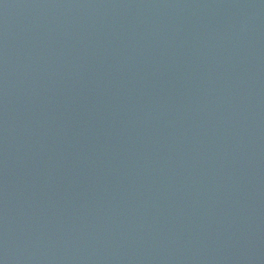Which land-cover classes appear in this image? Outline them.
<instances>
[{
	"label": "water",
	"instance_id": "obj_1",
	"mask_svg": "<svg viewBox=\"0 0 264 264\" xmlns=\"http://www.w3.org/2000/svg\"><path fill=\"white\" fill-rule=\"evenodd\" d=\"M0 264H264V0H0Z\"/></svg>",
	"mask_w": 264,
	"mask_h": 264
}]
</instances>
